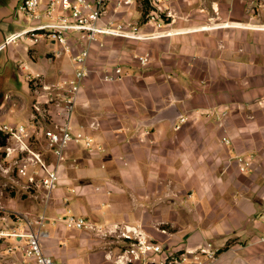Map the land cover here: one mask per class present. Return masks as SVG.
<instances>
[{"label": "crops", "instance_id": "0c3cea01", "mask_svg": "<svg viewBox=\"0 0 264 264\" xmlns=\"http://www.w3.org/2000/svg\"><path fill=\"white\" fill-rule=\"evenodd\" d=\"M19 2L0 0V43L31 25L17 19ZM172 7V35L92 46L71 125L103 150L77 143L65 150L40 241L57 264H114L96 232L64 225L68 211L96 226L141 223L171 249L212 240L222 247L213 264H264V0H172ZM138 11L118 18L137 20ZM62 52L45 41L0 50V124L29 119L36 94L27 75L47 82L72 75V61L57 63ZM116 61L128 75L102 82L101 66ZM208 109L226 111L222 127ZM163 110L169 118L148 124ZM235 154L253 156L248 172L239 173ZM153 223L171 224L170 235Z\"/></svg>", "mask_w": 264, "mask_h": 264}, {"label": "built area", "instance_id": "2783aa9c", "mask_svg": "<svg viewBox=\"0 0 264 264\" xmlns=\"http://www.w3.org/2000/svg\"><path fill=\"white\" fill-rule=\"evenodd\" d=\"M132 6L138 7L137 20L118 18ZM18 10L31 25L7 34L0 50L21 42H50L70 54L74 68L71 76L55 82H47L38 74L27 75L36 94L29 119L25 123L0 124V173L12 181L19 178L25 192L43 208L36 216L20 217L14 226L0 227V243L9 258L5 264H57L42 251L40 241L46 236L44 209L58 185V168L65 150L71 143L88 151L103 150L95 146L90 133L82 128L74 130L71 125L83 80L92 71L88 61L92 46H103L102 38L129 42L172 35L171 24L177 15L172 0H20ZM134 58L143 65L148 61L146 55ZM99 73L105 83L121 81L128 75L123 63L117 61L103 64ZM205 114L214 116L217 125L223 126L225 110L210 109ZM53 116L60 121H53ZM89 127L97 126L91 123ZM221 142L231 144L226 135ZM48 156L53 161H48ZM232 159L240 173L252 165L250 156L236 154ZM62 221L69 229L96 232L106 242V258L114 264H213L222 248L205 240L196 248L171 249L150 235L141 223L96 226L70 211ZM157 230L166 234L164 228ZM259 241H264V236Z\"/></svg>", "mask_w": 264, "mask_h": 264}, {"label": "rangeland", "instance_id": "374dc122", "mask_svg": "<svg viewBox=\"0 0 264 264\" xmlns=\"http://www.w3.org/2000/svg\"><path fill=\"white\" fill-rule=\"evenodd\" d=\"M18 6H19V4H18ZM23 18H25V17H23V16L21 17L19 15L17 19L19 20V19H23ZM46 43L48 45L50 44V42H46ZM53 45L56 48V51L60 50L59 45H57V44H53ZM69 60L71 61L70 54H68L66 52H62V54L59 56V59L57 60V63H58V65H62V64L66 65V64H68ZM134 60L137 63H139L135 58H134ZM147 63H148V61H147ZM147 63L144 65L140 64V63L139 64H140V66H146ZM242 155L243 156H250L251 162L253 164V156L251 154H242ZM251 167H252V165H251ZM251 167H250V169H251ZM242 174H244V173H242ZM10 179L0 173V227L14 226L16 224V222L20 219V217L36 216L43 209L42 206H40L38 204L37 200H35L29 193L25 192V189L22 188L21 180L19 178H15V181H12V179L11 180ZM151 226H152L153 230H155L156 232H158L162 235L168 236L171 233L168 230V228L171 230V228H170V227H172L171 224L153 223ZM157 227L164 228V230L166 231V234L159 232L157 230ZM207 240H209V239H207ZM165 243H166V241H165ZM3 245H4L3 243H0L2 251H3ZM8 259L9 258L7 256H5V253H4V255H2V257H0V264H5L8 261Z\"/></svg>", "mask_w": 264, "mask_h": 264}, {"label": "water", "instance_id": "95a60500", "mask_svg": "<svg viewBox=\"0 0 264 264\" xmlns=\"http://www.w3.org/2000/svg\"><path fill=\"white\" fill-rule=\"evenodd\" d=\"M167 118H169L168 111L163 110V111H160L159 113H157L152 119H150L148 124H154V123H157V122L164 120V119H167Z\"/></svg>", "mask_w": 264, "mask_h": 264}]
</instances>
